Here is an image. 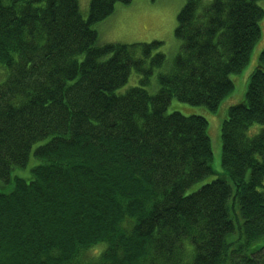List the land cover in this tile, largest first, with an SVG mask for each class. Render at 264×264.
<instances>
[{
    "label": "trees",
    "instance_id": "obj_1",
    "mask_svg": "<svg viewBox=\"0 0 264 264\" xmlns=\"http://www.w3.org/2000/svg\"><path fill=\"white\" fill-rule=\"evenodd\" d=\"M129 1L89 0L84 18L78 0H0V264H264V43L221 119L222 169L198 186L207 119L168 109L218 108L262 6L184 0L167 64L160 40L98 41Z\"/></svg>",
    "mask_w": 264,
    "mask_h": 264
},
{
    "label": "rangeland",
    "instance_id": "obj_2",
    "mask_svg": "<svg viewBox=\"0 0 264 264\" xmlns=\"http://www.w3.org/2000/svg\"><path fill=\"white\" fill-rule=\"evenodd\" d=\"M184 0H130L127 3L116 2L113 11L104 19L96 22L94 27L98 32V41L100 43L108 42H146L153 39L162 42L161 49L167 57V64L179 50L180 41L174 34L176 25V15L183 5ZM263 8L259 25L260 34L255 40L249 53V57L244 66L237 72L230 74L233 81L231 90L221 99L218 108L211 111L203 104H189L172 99L168 109H180L181 111L196 112L202 114L207 119V132L210 138L212 148V159L210 161L211 171L204 177L197 180L194 186L209 180L220 173L221 166V137L220 123L226 114L228 106L244 97L246 84L249 74L255 66L257 55L264 43V0H258ZM79 11L82 17H86L89 10V0H78ZM138 75L134 71L128 77V80L121 87L124 88L136 83ZM183 107L188 108L185 111ZM251 131L255 129L250 128ZM35 157L31 155L24 166H16L11 169V180L14 176L28 178L30 176V167L34 163ZM100 247L91 248L89 255H96Z\"/></svg>",
    "mask_w": 264,
    "mask_h": 264
}]
</instances>
